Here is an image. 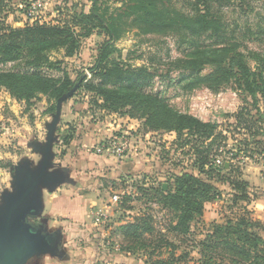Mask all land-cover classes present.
Returning a JSON list of instances; mask_svg holds the SVG:
<instances>
[{
  "label": "trees",
  "instance_id": "trees-1",
  "mask_svg": "<svg viewBox=\"0 0 264 264\" xmlns=\"http://www.w3.org/2000/svg\"><path fill=\"white\" fill-rule=\"evenodd\" d=\"M214 1L187 0L190 12L184 13L171 0H110L114 7L106 0H89L88 9L77 3L57 7L54 22L33 21L14 27L7 18L19 9L12 0H0V64L22 63L20 69L0 68V89L23 102L26 111L44 96V113L49 115L55 101L78 83L71 98L86 95L92 114L128 116L141 121L144 133L173 132L179 149L189 146L191 168L182 167L167 177L166 189L161 182L144 177L133 180L130 191L121 195L118 208L135 212L128 215L129 220L118 219L123 222L117 227L122 239L119 250L143 256L144 264H181L191 260L189 253L176 254L188 242L197 252V264H264V226L251 220L247 213L204 227L205 204L220 198L218 183L229 186L232 204L249 200L247 183L240 179L242 171L231 161L236 157L233 149L228 151L231 158L227 165L214 163L217 140L224 138L228 128L218 131L216 123L176 108L161 93L146 91L159 73L144 64L133 65L116 45L133 29L140 35L176 33L189 46L182 57L171 61L176 69L187 72L175 83L180 91L190 93L205 88L218 93L231 85L243 100L236 124L248 131L236 145L242 148L241 144H264V52H247L262 64V68L253 70L239 49L240 42L226 35V25L213 7ZM93 34L103 40L86 68V76L84 70H77L72 77L63 59H51V53L61 50L65 57L76 55L82 42ZM201 36L214 38V42L203 44L198 40ZM205 68L209 71L202 73ZM58 132L59 144L67 147L74 138L73 127H58ZM65 153L61 149V154ZM135 202L139 205H130ZM150 204L170 215L162 229L156 227ZM195 225L205 228L198 238H194Z\"/></svg>",
  "mask_w": 264,
  "mask_h": 264
},
{
  "label": "rangeland",
  "instance_id": "rangeland-1",
  "mask_svg": "<svg viewBox=\"0 0 264 264\" xmlns=\"http://www.w3.org/2000/svg\"><path fill=\"white\" fill-rule=\"evenodd\" d=\"M30 1L32 0H12V5H15L18 9H24V4ZM106 1L108 5L114 7L112 2H109L110 0ZM185 1L187 0H171V3L184 13H189L190 9L186 6ZM72 3L83 5L85 9H88L90 5L89 0H41V5L34 11H31L32 16L30 19L54 22L55 17H57L56 8L71 5ZM213 7L218 10L222 21L226 25V35L232 36L240 42L241 46L239 49L246 55L249 66L253 70L262 68V64L256 63V60L250 57L247 52H264V0H216L213 2ZM28 19L22 10H16L9 16L8 22L14 27H21L24 23L29 22ZM102 40V36L93 34L82 42L81 56L62 60L64 61L63 65L66 66L72 77L75 76L77 70H84L86 72V68L93 61ZM198 40L203 44L214 42V38L204 36L198 37ZM116 45L121 50L123 58L127 55L128 58L125 59L129 60L133 65L144 64L159 73L153 79L151 85L145 88L146 91L150 90L154 93H161V96L168 99V102L176 108L187 111L202 121L216 123L218 131H225L224 129L228 128L223 133L224 138L220 141L219 139L217 140L219 148L217 149V154L214 156V161L219 157L224 162H227V159L231 158V154L228 151L233 149L234 153H236L233 163H236L242 171L240 179L247 183L246 192L249 200L238 201L232 204V198L229 196V186L225 183H218L220 198L207 203L206 207H204V227L206 228L211 222L220 223L227 217H232L243 212L247 213L251 220L258 221L264 226V207L263 211H259L257 208L253 210L252 207L254 206L251 203V201L255 203L259 201L264 204V144H257V146L256 144H248L247 146L241 144L242 148H238L236 145V141H239L242 135L248 132L246 129L242 130L236 124V116L240 111L239 107L243 101L241 100L242 97H239L231 85L218 93H213L205 88L196 89L190 93H182L179 85L175 83L182 76H186L187 72L176 69L171 61L176 57H182L189 46L186 42L181 41L176 33L140 35L133 29L128 31ZM50 57L53 60H60L62 52H53ZM20 67L22 68V63L19 65L17 62L0 64V68L2 69H20ZM208 71L209 68H205L202 70V73H207ZM49 72L53 73V71ZM87 99L86 95L77 94L75 98H71L65 102V107L67 108V103H77L76 107L80 114L87 116L85 119L87 124H89L88 122L95 123L96 120L98 122L102 119L104 120L102 113L95 112L92 114L90 111H87L89 110V105L86 102ZM38 102H35V105H37L36 116L40 119L43 114ZM241 112L246 114L245 111ZM49 119L50 114L47 120ZM138 123L139 126L127 129L128 122H121L118 129L111 130L104 137V140L99 142V144H104L110 135L127 132V138L130 139L128 149L125 151L124 157L118 158L116 161L115 156H107L94 152L93 146L90 145L85 148L87 149L85 153H78L74 157L71 155L74 152L72 147V150L70 147H67L69 155L67 150H65L67 154H61V149H65L64 146L60 144L55 145V161L65 160L70 165L73 164L75 159V163H78L76 166L80 168L78 170H81L85 176L84 181L80 180L79 174L73 167L72 176L77 180L76 185L62 186L70 190L73 188L72 193L74 196H90L95 192L98 195L95 197V202H89L86 206L85 222L74 226L72 230H65L68 225L67 221L60 216H55L50 206L44 208L43 215H46L48 220L47 225L61 229L62 237L65 240L62 241L60 246L64 249V254L66 255L62 260L46 256L43 264H144L143 256L139 254H125L119 250L122 239L117 232V227L123 222H119L118 219L122 217L124 220H129L131 217L128 215H132L135 211L120 210L118 205L112 201V195L130 191L133 180L141 181L144 177L154 180L156 183H166L165 179L170 177L173 172H178L182 167L186 169L191 168L189 155L192 154L187 150L189 146L179 149L175 145V134L173 132L144 133L141 121L138 120ZM8 124L9 122L6 123L0 120V126L7 127ZM81 129L83 130V128ZM252 129L253 126L250 127L249 131H252ZM5 131H0V135L5 133ZM33 134H37L39 139H43V122L37 123V127L35 128L32 127L31 131L25 134L24 139L27 141ZM80 135L79 133L75 134L77 137ZM6 139V143L0 141V165L2 163H7L8 165L5 168L0 166V171L4 173L3 176L5 175V177L8 176L9 166L23 155L36 158V156L30 154L25 144L20 145L18 143V138L14 136V133L9 131L6 134ZM254 140L258 141V136H255ZM258 150H262V152ZM101 155L107 156L105 159L108 161L104 160V164H106L99 166L101 163L98 164L96 161L103 159ZM122 176L123 181L121 180ZM4 184L5 187L9 185L8 181ZM1 186L0 183V191L4 188ZM46 195L47 192L44 193V198ZM130 205L139 204L135 202L130 203ZM150 205L153 208L156 227L162 229L169 221L170 215L158 205ZM98 209L104 214L103 221L97 220L93 215L94 211ZM94 222L95 224L92 226L91 223ZM205 228L201 225H195L193 230L196 236L194 238L200 237V233L201 235L203 234L201 231H204ZM262 235L264 237V230L262 231ZM191 245V242L184 243L177 251V255L186 252L191 257V260H187L181 264H197L195 260L197 252L192 250Z\"/></svg>",
  "mask_w": 264,
  "mask_h": 264
},
{
  "label": "water",
  "instance_id": "water-1",
  "mask_svg": "<svg viewBox=\"0 0 264 264\" xmlns=\"http://www.w3.org/2000/svg\"><path fill=\"white\" fill-rule=\"evenodd\" d=\"M77 86L78 83L55 101L50 119L43 122V139L33 134L25 141V147L36 158L23 155L8 168L9 185L0 191V264H43L46 256L62 260L66 255L60 247L65 240L61 229L49 227L43 215L44 193L77 183L73 167L65 160L55 161L54 149L60 142L58 126L66 110L65 102ZM166 187L162 183V188Z\"/></svg>",
  "mask_w": 264,
  "mask_h": 264
},
{
  "label": "crops",
  "instance_id": "crops-1",
  "mask_svg": "<svg viewBox=\"0 0 264 264\" xmlns=\"http://www.w3.org/2000/svg\"><path fill=\"white\" fill-rule=\"evenodd\" d=\"M9 16L7 18L8 21H9ZM59 52H62L61 59L74 58V57L78 58V56H81L82 54V48H80L79 52L76 55L71 57H65L63 55L62 50ZM38 101H39L38 102L39 106L41 107L40 110L42 111L43 114L42 118L40 119L36 116L37 105H35V103L32 107H30L29 110L26 111L25 104L23 102L14 99L12 96H10V94L6 90L0 89V120L6 123L9 122L7 126L8 128L6 129L5 133H2V135H0L2 136L0 137V141L6 143L7 140L6 134L10 131L11 133H14L15 137L18 138L19 141L18 143L20 145L24 144L26 141L24 139L25 134L29 133L32 127L33 128L37 127V123L44 122L45 120L48 119V114L44 113V110L47 106V101L45 97L42 96ZM86 102L88 104V101ZM76 106L77 103L75 104L72 102L67 103V108L65 112L62 114V118L58 126L60 130L66 129L69 126L73 127L74 138L67 146L70 147L71 150L72 148L74 149V152H72L71 154L73 155L72 157H74V155L78 153L80 154L85 153V150H87L85 148L89 145L93 146L92 148L94 149V146L98 145L100 141L104 140V137H106L111 130L118 129L120 127L121 122H128L127 129H131L133 128V126H139L138 120L129 118L128 116H120L115 113H111V114L102 113L104 120L102 119L100 122L96 120L95 123L88 122L89 124H87V121L85 120L87 116L81 115L80 112L77 110ZM87 111L89 112V110ZM28 117L30 120L28 119ZM81 128H83V130ZM76 133L77 134L79 133L81 135L77 137L75 136ZM67 147H64L65 150H67ZM67 153L69 154L68 150ZM101 156L103 157V159H98V161H96L98 162V164L101 163L99 164V166L106 164V163L104 164V160H107L105 158L108 155L107 156L101 155ZM116 160L117 159H115V161ZM225 164L227 165V162H225ZM76 165H78V163L77 162L75 163V159H74L73 164H70V166L75 168V170L79 174V179L84 181L85 176L82 174L81 170H78L80 168H78ZM3 174L4 173L0 171V183L2 185L1 187H5L4 183L8 181V176L5 177V175L3 176ZM72 189L70 190L68 188L61 186L58 189H56L54 192L47 193L46 197L44 198L45 208L50 206L51 211L54 213L55 216H60L67 221L68 225L66 226L65 230H69V229L72 230L74 226L80 225L83 222H85L86 209H87L86 206L89 204V202L90 203L95 202L96 201L95 197L96 195H98L97 192L94 193V191H92V193H94L95 195L93 194L90 196L88 195L74 196V194L72 193L73 192ZM251 203L252 206H254L252 207L253 210L257 208V210L259 209V211H261L264 207V204L259 201L257 203L251 201ZM206 204L204 207H206ZM91 224L92 226H94L95 222Z\"/></svg>",
  "mask_w": 264,
  "mask_h": 264
},
{
  "label": "built area",
  "instance_id": "built-area-1",
  "mask_svg": "<svg viewBox=\"0 0 264 264\" xmlns=\"http://www.w3.org/2000/svg\"><path fill=\"white\" fill-rule=\"evenodd\" d=\"M41 5V0H32L28 2L26 6H23L24 8V14L29 18V22L38 21V22H45V21H39V20H32L30 19L31 11H34L38 6ZM7 127L0 126V131L6 130ZM127 132H121L118 134L110 135L106 143L104 144H98L94 146V152L98 154H105L108 156H115L116 159H121L124 157L125 151L128 149L129 141L130 139L127 138L126 135ZM233 161V159H231ZM226 162V161H225ZM224 160L222 158L217 157L214 163L216 165L225 164ZM122 193H116L112 195V201L118 205L120 202ZM93 215L96 217L97 220L103 221L104 214L101 210L94 211Z\"/></svg>",
  "mask_w": 264,
  "mask_h": 264
},
{
  "label": "flooded vegetation",
  "instance_id": "flooded-vegetation-1",
  "mask_svg": "<svg viewBox=\"0 0 264 264\" xmlns=\"http://www.w3.org/2000/svg\"><path fill=\"white\" fill-rule=\"evenodd\" d=\"M34 223L38 224V220H35ZM61 247V246H60Z\"/></svg>",
  "mask_w": 264,
  "mask_h": 264
}]
</instances>
